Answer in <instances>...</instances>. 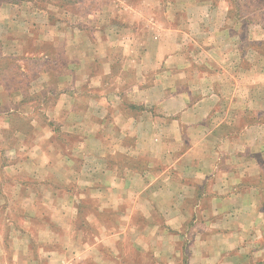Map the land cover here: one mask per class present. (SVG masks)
Instances as JSON below:
<instances>
[{
	"label": "rangeland",
	"instance_id": "1",
	"mask_svg": "<svg viewBox=\"0 0 264 264\" xmlns=\"http://www.w3.org/2000/svg\"><path fill=\"white\" fill-rule=\"evenodd\" d=\"M175 1L0 0L11 4L12 10L15 5L25 7L17 17L14 12L3 15L8 25L0 26V264H189L192 232L199 227L193 220L186 221L180 232L167 227L161 213L155 222H148L142 210L133 213L130 221L127 216L120 220L125 207L116 197L118 191L113 194L107 184L129 181L141 189L144 180L135 181L147 158L134 160L135 169L110 173L95 151H113V147L82 137L96 134L88 126L90 121L112 120L101 128L104 138L125 130L127 119L120 116L134 113V104L123 94L137 84L139 73L131 68L124 71L119 60L106 76L97 66L95 52L102 55L111 49L103 42L106 37H117L119 32L125 37L128 31L141 32L139 25L147 21H158L160 7L162 16L167 14V25L180 28L190 66L201 75L242 68L243 99H264V0L198 4L181 0L178 9ZM147 4L153 7L148 14ZM192 5L202 6L200 20ZM84 13L87 23L80 17ZM253 37L262 39L253 42ZM213 42L220 59L205 61L210 69L199 58L191 62V54L203 52V43L212 47ZM148 75L147 82L153 83V73ZM212 90L204 87L200 95ZM230 100L226 97L221 107ZM241 117L244 122L264 119L249 109ZM108 160L126 163L119 154ZM261 164L264 167V161ZM103 186L104 191L99 189ZM148 224H156L154 242L162 231L168 232L167 247L148 242ZM245 241L250 253L257 250L249 262L264 264V239Z\"/></svg>",
	"mask_w": 264,
	"mask_h": 264
},
{
	"label": "crops",
	"instance_id": "2",
	"mask_svg": "<svg viewBox=\"0 0 264 264\" xmlns=\"http://www.w3.org/2000/svg\"><path fill=\"white\" fill-rule=\"evenodd\" d=\"M180 2L175 1V9ZM200 2L208 1L196 0L194 3ZM109 8L114 12V6ZM24 9V6L15 5L14 11L11 4L0 2V26L8 25L3 23V15L14 12L17 17ZM152 9L147 4V14ZM191 9L200 20V14L204 12L202 6L194 5ZM104 10L95 12L100 14ZM29 11L33 10L29 8ZM80 17L87 23V13ZM139 26H142L141 32L128 31L129 35L125 37L119 32L117 37H106L103 42L111 49L102 55L95 52L99 61L97 66L106 76L113 71L114 63H120L119 60L124 71L131 68L139 73L137 84L133 88L128 86L131 89H126L123 94V98L131 102L129 104L137 105L132 107L134 113L121 114L120 119L126 118L127 126L125 130L117 129V134L104 138L101 128L104 129L107 123L112 124L111 119H106L96 123L90 121L88 126L96 134L82 136L85 142L90 140L102 147H113V151H95L103 158L104 169L110 173H119L118 169H135L134 160L147 158L145 170L135 178L136 184L141 182L140 179L144 180L141 189L129 181L107 184L113 194L118 191L115 196L125 207L120 212V220L127 216L130 221L133 213L142 210L148 222H155L156 214L161 213L166 226L178 232L183 231L186 221L193 220L199 227L192 232L194 242L189 264H254L249 262L250 254L257 250L250 253L249 242L245 239H264V167L261 164L264 161V99L258 96L253 101L249 97L243 99L242 91H246L239 85L245 73L242 68L226 74L211 71L201 75L195 66H190L189 56L184 53L185 44L179 35L180 28L167 25V14L162 16L161 7L158 21H147ZM226 32L224 29L223 33ZM261 39L253 37L251 40ZM203 44V52L190 55L194 57L191 62L199 58L210 69L205 61L212 63L220 58L213 48L215 42L212 47ZM152 73L155 81L148 83V74ZM119 78L126 82L124 77ZM97 80L101 81L98 74ZM207 86L213 89L212 92L200 95V90ZM170 89L175 91L169 94ZM228 96L231 100L221 107ZM248 109L259 114L263 121L244 122L241 115ZM219 117L220 122L217 121ZM111 154L125 157L126 163L109 162ZM99 189L104 191V186ZM144 192L146 195H142ZM103 203L101 206L106 207ZM112 208H116L114 200ZM155 225H147L148 242L167 247L164 241L169 234L165 230L158 242L152 240L155 239L152 233Z\"/></svg>",
	"mask_w": 264,
	"mask_h": 264
}]
</instances>
